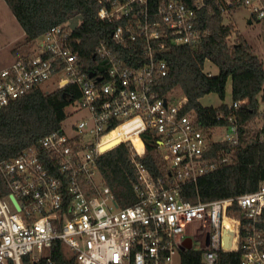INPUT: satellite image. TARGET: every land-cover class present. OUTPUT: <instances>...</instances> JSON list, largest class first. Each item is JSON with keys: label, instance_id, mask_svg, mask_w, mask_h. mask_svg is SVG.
Listing matches in <instances>:
<instances>
[{"label": "built area", "instance_id": "built-area-1", "mask_svg": "<svg viewBox=\"0 0 264 264\" xmlns=\"http://www.w3.org/2000/svg\"><path fill=\"white\" fill-rule=\"evenodd\" d=\"M98 5L99 20L114 26L111 43L101 42L95 52L106 64L105 76L86 72L71 45V23L52 27L30 54L0 69V110L54 78L82 92L67 110L68 119L81 114L78 119L65 125L67 119L39 148L0 161L9 188L0 196V264H22L25 256L37 263L58 241L77 264H182L189 250L201 251L203 264H218L225 226L234 231L226 252L241 250L240 264H264V181L256 191L208 202L193 203L183 193L230 163L244 145L238 116L222 113L226 125L206 131L188 112L185 97L158 89L168 73L162 58L168 45H196L206 34L198 24L202 11L217 7L223 25H235L240 9L247 10L249 21H263L264 0H98ZM122 48L129 49L128 61ZM144 136L156 145L167 175L154 178L133 158L139 200L121 208L99 159L124 142L143 155ZM114 140L120 144L102 152ZM234 204L241 217L229 214Z\"/></svg>", "mask_w": 264, "mask_h": 264}, {"label": "trees", "instance_id": "trees-1", "mask_svg": "<svg viewBox=\"0 0 264 264\" xmlns=\"http://www.w3.org/2000/svg\"><path fill=\"white\" fill-rule=\"evenodd\" d=\"M4 1L25 33V38L14 49L15 54H30V49L52 27L80 18L76 29L72 30L71 45L78 52L86 72L94 71L105 76L106 64L95 52L101 42L111 43L114 26L97 17L98 0ZM200 15L199 28L206 34L196 45H168L162 56L168 64V73L158 81V89L162 95L179 90L187 99L188 112L195 114L206 131L226 125V119H219L220 114L224 113L225 117L237 115L244 133V145L236 149L230 163L219 166L213 173L201 178L196 186L190 185L183 190L184 195L193 203L199 199L208 202L238 197L256 191L264 181V114L260 111L264 92V63L233 23L222 24L223 17L217 7L204 10ZM122 49L126 57L123 59L128 61L129 49ZM208 61L218 67V75L209 76L204 71V64ZM230 79L232 103L244 102L238 109L234 110L230 104L225 103L217 107L201 103L202 98L212 93L225 100ZM41 88L34 89L0 110V161L16 158L30 148H39L41 140L60 129L68 119V106L82 96L81 89L73 84L48 92ZM258 116L263 119V136L255 135L256 138L248 142L245 137L250 133L249 125ZM223 148L231 149L228 145ZM133 158L142 163L154 178L167 175L155 144H148L145 153L140 156L135 154L132 145L127 142L101 155L99 170L121 208L134 205L139 200L134 188L137 175ZM8 193L9 188L0 173V196L4 197ZM229 214L232 217L242 215L237 204L233 205ZM241 257V250L221 251L218 264H240ZM8 264L15 263L10 261ZM22 264L77 262L58 241L47 256L37 263L31 260V256H25ZM182 264H203L202 252H184Z\"/></svg>", "mask_w": 264, "mask_h": 264}, {"label": "rangeland", "instance_id": "rangeland-1", "mask_svg": "<svg viewBox=\"0 0 264 264\" xmlns=\"http://www.w3.org/2000/svg\"><path fill=\"white\" fill-rule=\"evenodd\" d=\"M235 22L236 28L240 31V33L247 39V41L252 45L255 50L257 56L264 63V21H253L252 24H249V14L247 10L240 9L235 12V16L233 18ZM23 30L11 13L7 4L4 0H0V69L5 68L12 64L17 57L18 54H15L14 49L18 48V43L22 41L21 34ZM32 50V49H31ZM30 50V51H31ZM19 56V55H18ZM204 71L207 74H211L212 76H216L219 74V69L216 65L211 62H206L204 64ZM63 77V75H61ZM59 78L51 79L49 82L44 84L41 89L44 91H53L59 87H61ZM173 96L177 98H183L184 95L176 90L172 93ZM201 103L204 106L208 107H217L223 103L231 104L232 103V81L231 79L228 81L226 88V98L225 100H221V98L216 94L212 93L202 98ZM69 112L71 108L67 109ZM264 110V101L261 100L260 103V111ZM81 114H77L71 116L66 122L65 125L69 124V122L74 121L80 117ZM263 128V119L258 116L256 117L252 123L249 125L250 133L246 135V140L248 142L254 140L255 135H262L261 131ZM198 249V244L196 245ZM178 262V260H177Z\"/></svg>", "mask_w": 264, "mask_h": 264}, {"label": "water", "instance_id": "water-1", "mask_svg": "<svg viewBox=\"0 0 264 264\" xmlns=\"http://www.w3.org/2000/svg\"><path fill=\"white\" fill-rule=\"evenodd\" d=\"M79 20H80V18H76L73 22H71L70 26H71L72 30L76 29ZM93 76H94L93 73L89 74V77L92 78ZM261 100L264 101V92H263V97L261 98ZM144 139H145L147 144L152 143V140L150 137L144 136ZM118 144H120V140H114V141L102 146L101 150H102V152H106V151L114 148ZM10 198L13 201V203L16 205L17 209L20 210V206L18 205L16 198L14 196H11ZM233 238H234V231L232 230L231 227L225 226V228L223 230V235H222V249L224 251H230L231 250L232 245H233ZM188 248L189 249L193 248V242L191 239L189 240Z\"/></svg>", "mask_w": 264, "mask_h": 264}, {"label": "bare ground", "instance_id": "bare-ground-1", "mask_svg": "<svg viewBox=\"0 0 264 264\" xmlns=\"http://www.w3.org/2000/svg\"><path fill=\"white\" fill-rule=\"evenodd\" d=\"M136 146H137V148H141L142 147V143L140 142V141H138L137 143H136Z\"/></svg>", "mask_w": 264, "mask_h": 264}, {"label": "crops", "instance_id": "crops-1", "mask_svg": "<svg viewBox=\"0 0 264 264\" xmlns=\"http://www.w3.org/2000/svg\"><path fill=\"white\" fill-rule=\"evenodd\" d=\"M264 21V20H263ZM249 24H252V22L251 21H249ZM23 30V29H22ZM21 36H22V40L25 38V33H24V31H23V33L21 34ZM31 50V49H30ZM25 54V53H24Z\"/></svg>", "mask_w": 264, "mask_h": 264}]
</instances>
